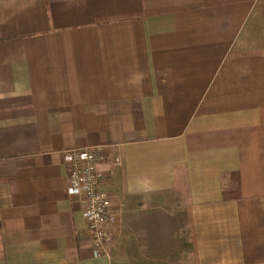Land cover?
<instances>
[{
	"label": "crops",
	"instance_id": "1",
	"mask_svg": "<svg viewBox=\"0 0 264 264\" xmlns=\"http://www.w3.org/2000/svg\"><path fill=\"white\" fill-rule=\"evenodd\" d=\"M0 264H264V0H0Z\"/></svg>",
	"mask_w": 264,
	"mask_h": 264
},
{
	"label": "built area",
	"instance_id": "2",
	"mask_svg": "<svg viewBox=\"0 0 264 264\" xmlns=\"http://www.w3.org/2000/svg\"><path fill=\"white\" fill-rule=\"evenodd\" d=\"M105 145L74 147L64 152L68 188L81 199L95 255L109 253L117 212L109 195L110 177L100 169Z\"/></svg>",
	"mask_w": 264,
	"mask_h": 264
}]
</instances>
